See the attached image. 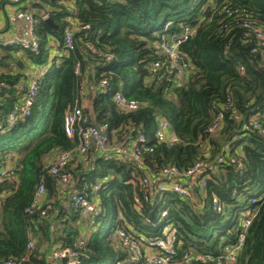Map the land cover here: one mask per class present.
Segmentation results:
<instances>
[{"label":"trees","instance_id":"obj_1","mask_svg":"<svg viewBox=\"0 0 264 264\" xmlns=\"http://www.w3.org/2000/svg\"><path fill=\"white\" fill-rule=\"evenodd\" d=\"M33 8L52 24L37 22V52H22L31 64L47 63L50 38L63 50L67 17L78 23L79 31L73 37L74 49L56 58L41 79L30 116L0 134V168L7 157L16 158L17 179L0 183V264L10 259L50 264L47 253L56 247L78 251L80 264H144L127 260L120 230L135 240L164 239L173 232L179 243L176 259L209 255L211 261L196 264H217L238 235L240 212L248 209L257 213L237 264H264V136L242 129L254 115L264 126V47L254 33L258 27L264 37V0H34ZM33 17L39 19L38 14ZM248 22L251 27H243ZM184 27L195 31L179 46L182 76L176 79V71L155 55V46L177 37ZM16 52L20 51L0 47V67L12 62ZM105 55L111 56L108 62ZM156 61L161 69L152 68ZM76 65L79 74L74 73ZM89 70L95 93L84 96L82 83ZM101 81L106 82L103 87ZM18 84L25 87L24 74L0 73L1 117L18 103ZM117 93L136 101L138 109L120 111L113 101ZM75 108L117 143L143 134L145 146L152 149L143 154L141 165L92 155L85 159L86 169L78 159L72 162L68 170L75 192L97 198L102 209L91 219L74 211L68 196L66 206L61 204V186L46 168L53 153L76 146V138H68L63 130L64 116ZM218 115L221 128L210 134ZM160 118L177 139L172 146L154 139ZM220 155L226 164L216 165L205 188L193 192L194 204L165 193L161 203L155 199L142 202L139 210L133 208L134 195L141 197L140 176H155L167 166L215 164ZM40 181L52 204L45 217L25 213ZM214 201L223 206L222 214L211 209ZM164 209L168 218L161 223ZM235 212L239 213L231 218ZM168 226L170 231L163 234ZM30 241L34 247L28 252Z\"/></svg>","mask_w":264,"mask_h":264},{"label":"built area","instance_id":"obj_2","mask_svg":"<svg viewBox=\"0 0 264 264\" xmlns=\"http://www.w3.org/2000/svg\"><path fill=\"white\" fill-rule=\"evenodd\" d=\"M24 14L18 13L16 18H22ZM48 18L46 14L40 12L39 19L28 15L27 37H9L0 39V47H7L17 49L20 52L28 51L36 53L38 49V41L35 34L36 24L39 20ZM67 25L64 29L63 35V54L74 49L73 37L75 32L79 31L78 23L71 17L65 19ZM250 22L243 25L245 28H250ZM84 26L82 29H87ZM254 28V27H253ZM195 29L191 27H184L182 32L172 38L170 41L162 39V41L155 46V55L163 57L170 70L176 71V79L182 76L179 62L181 55L179 46L186 42L193 34ZM254 33L258 38V44L264 47V37L258 27L254 28ZM111 59L110 55H105V62ZM55 59H48L47 63L43 66H35L27 63L26 71V84L25 87L18 84L17 94H19L18 103L12 110L7 112L3 117L0 116V134H5L20 121L29 117L32 107L37 100L38 88L41 79L46 75ZM162 64L159 61L153 63L152 68L161 69ZM75 74H79V66L76 65ZM170 74V72H169ZM106 84L105 81L100 82V87ZM4 87L0 85V107L2 105V94ZM116 107L124 112L136 111L139 104L136 101L126 99L121 93H117L113 97ZM1 113V109H0ZM264 118V117H262ZM222 116L218 115L216 121L208 129L210 134H213L221 128ZM244 131L255 130L260 135L264 136V126L260 123L257 115L248 119L247 123L243 124ZM63 130L68 138H76V146L73 150L67 152L53 153L49 162L47 163V173L55 178L58 186L69 185L72 181L71 174L68 168L72 162L87 157L97 156L104 161H132L141 165V158L143 154L151 153L152 149L146 147V138L143 134H138L131 142L123 141L117 143L110 139L106 130L103 127L91 124L79 108L67 113L63 118ZM154 139L156 143H165L172 146L176 143L177 139L170 131L169 123L163 119H158L157 127L154 131ZM206 155V154H205ZM207 157V156H205ZM234 161L231 160V163ZM226 164L223 156L216 157L215 164L205 165L202 162H197L186 169H178L174 166L164 167L155 176H150L145 173L143 176L137 178V186L139 187V194L141 197L134 195L133 208L139 210L142 202H153L155 199L161 203L162 196L165 193H170L178 196L179 198L189 201L194 204L193 192L196 190L202 191L210 179L212 173H216V165ZM15 161L13 159H6L1 164L0 168V183L9 181L12 184L16 183V176L14 173ZM238 171H241V166L238 164ZM99 189V184L93 186L92 191L96 192ZM70 206L74 211H78L82 216L95 218L102 209L97 199L88 198L82 193H72L69 195ZM252 203L255 200L251 201ZM51 201L47 199L46 189L42 181H40L31 204L25 210L28 215H37L45 217L51 209ZM211 209L218 214L223 213V206L216 201L211 203ZM167 210L164 209L160 214V222L166 223L168 218ZM257 210H246V214L242 219H239L238 235L232 245L225 247L224 254L218 259L217 264H237L239 253L242 249L244 238L251 220L255 217ZM171 227H165L163 234L170 231ZM122 251L127 253V260L129 262L143 261L144 264H196L197 262H209L212 257L209 255H189L185 254L181 259H176L177 246L174 233L166 234L165 238L143 239L135 240L125 230H120L117 233ZM79 246H83L84 242L79 241ZM34 247V242L30 241L27 245V251H31ZM50 260L53 263L66 259L65 264H80L81 255L78 251L69 248H53L50 250ZM24 259L20 261L8 260L6 264H23ZM117 264H122L118 262Z\"/></svg>","mask_w":264,"mask_h":264},{"label":"crops","instance_id":"obj_3","mask_svg":"<svg viewBox=\"0 0 264 264\" xmlns=\"http://www.w3.org/2000/svg\"><path fill=\"white\" fill-rule=\"evenodd\" d=\"M33 4H34V0H5L4 3L0 5V39L9 38L13 36L19 38L27 37L28 15L33 16L40 14L37 13V11L33 8ZM18 13L24 14V16L22 18L17 19L16 15ZM48 47H49L48 59H56L58 57L64 56L62 50L59 49L58 43L54 38H50ZM28 62L29 60L24 56L22 52H18V53L16 52V54L14 55V60L12 62L8 61L7 66H5L4 68L0 67V73H4L10 70L14 73H21L25 75L27 71ZM89 71L90 72L85 74L86 80L82 83V87H83L82 94L84 96H88L90 94L95 93V88L89 82L90 81L89 78L91 77L90 74H92V70ZM21 82H23V79L19 83ZM93 157L96 158L97 156L95 155ZM7 158L14 160V158L12 157H7ZM85 159L87 158L84 159L78 158V162L82 163V167H83L82 169L87 168V162ZM72 193H76L75 188H73L72 182L69 185L58 187V196L62 200L61 204L63 206H66L67 203L65 199H67V196L69 197V195ZM49 252L47 253L48 262L50 264H56L50 260Z\"/></svg>","mask_w":264,"mask_h":264},{"label":"water","instance_id":"obj_4","mask_svg":"<svg viewBox=\"0 0 264 264\" xmlns=\"http://www.w3.org/2000/svg\"><path fill=\"white\" fill-rule=\"evenodd\" d=\"M44 22L47 23V24H50V25L52 24V21L50 20V18H46L44 20ZM171 27H172L171 25H168L167 29H170ZM19 164H20V162L17 160L16 161V165L19 166ZM65 262H66V259H62L61 261H57L56 264H65Z\"/></svg>","mask_w":264,"mask_h":264},{"label":"rangeland","instance_id":"obj_5","mask_svg":"<svg viewBox=\"0 0 264 264\" xmlns=\"http://www.w3.org/2000/svg\"><path fill=\"white\" fill-rule=\"evenodd\" d=\"M239 212H235L233 215H232V217L231 218H235L236 217V215L238 214ZM245 214H246V211H241L240 212V214H239V219H242L244 216H245ZM51 254V251L49 252V255ZM110 264H114L113 262H110Z\"/></svg>","mask_w":264,"mask_h":264}]
</instances>
